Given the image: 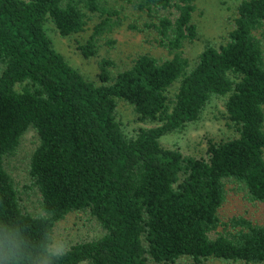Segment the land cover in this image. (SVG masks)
<instances>
[{"label": "trees", "instance_id": "obj_1", "mask_svg": "<svg viewBox=\"0 0 264 264\" xmlns=\"http://www.w3.org/2000/svg\"><path fill=\"white\" fill-rule=\"evenodd\" d=\"M112 1L0 0V212L35 214L5 164L34 128L40 143L29 175L44 213L52 214L50 226L85 211L102 228L71 244L59 264L173 263L186 255L264 264V225L219 216L226 179L264 201V0L241 1L228 41L206 47L189 70L182 49L197 36L196 0H128L146 12L144 27L172 56L142 53L114 75V61L103 58L96 83L53 47L45 23L69 35L98 17L77 45L89 58L100 35L121 23ZM226 94L239 135L210 140L207 158L161 144L197 120L212 96ZM121 99L140 121L157 124L128 134L117 116Z\"/></svg>", "mask_w": 264, "mask_h": 264}, {"label": "rangeland", "instance_id": "obj_2", "mask_svg": "<svg viewBox=\"0 0 264 264\" xmlns=\"http://www.w3.org/2000/svg\"><path fill=\"white\" fill-rule=\"evenodd\" d=\"M243 0H196V10L193 21L197 25V36L192 41H186L182 54L188 59L187 70L196 65L200 53L208 46L219 47L228 41L229 32L234 26L237 7ZM119 11L120 24L102 33L98 39V51L92 57L86 58L81 54L77 45L85 42L93 31V26L99 21L95 17L86 28L78 33L63 35L55 23L48 19L45 23L47 33L52 39L53 47L64 54L68 62L79 69L88 79L100 83L98 72L103 58L114 61L110 67L111 74L129 66L132 60L142 53H150L159 58H169L172 54L158 44L157 33L145 28L143 23L150 18L146 12L139 10L128 0L112 1ZM160 14H168L161 10ZM136 25L138 28H133ZM264 30V28H263ZM264 48V31L262 33ZM179 85L176 82L170 88L172 95ZM226 95H214L204 107L199 118L188 123L180 130L170 132L160 138L165 147L178 148L185 156L208 157V143L220 141L239 135L237 126L231 122L226 111ZM117 116L122 127L132 134L138 126H154L152 121H140L134 107L125 100H118ZM40 138L34 128L27 130L17 150L6 157V167L21 190L24 207L32 213H44L41 206V194L32 185L29 166L32 154L39 145ZM222 221L246 218L254 223L264 225V201L250 199L244 184L230 178L226 179V198L219 209ZM220 226L217 232H222ZM54 230L62 232L70 245L81 240L93 238L102 233L99 223L85 211L70 213L59 221ZM216 233L211 234L215 236ZM80 264H90L87 261ZM148 264H253L242 261H228L217 257H208L195 262L190 256H183L173 263L157 262L149 259Z\"/></svg>", "mask_w": 264, "mask_h": 264}, {"label": "clouds", "instance_id": "obj_3", "mask_svg": "<svg viewBox=\"0 0 264 264\" xmlns=\"http://www.w3.org/2000/svg\"><path fill=\"white\" fill-rule=\"evenodd\" d=\"M53 224L51 213L12 217L0 212V264H59L70 242Z\"/></svg>", "mask_w": 264, "mask_h": 264}]
</instances>
